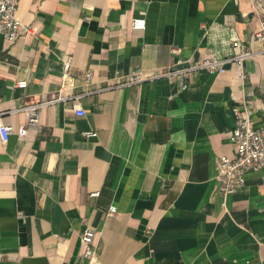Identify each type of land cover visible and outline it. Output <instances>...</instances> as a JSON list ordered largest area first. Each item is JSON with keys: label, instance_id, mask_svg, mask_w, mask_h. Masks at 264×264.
Returning <instances> with one entry per match:
<instances>
[{"label": "crops", "instance_id": "obj_1", "mask_svg": "<svg viewBox=\"0 0 264 264\" xmlns=\"http://www.w3.org/2000/svg\"><path fill=\"white\" fill-rule=\"evenodd\" d=\"M16 15L35 29L0 35V264H90L86 227L98 264H264V169L228 196L217 180L233 107L264 126V53L167 74L234 54L259 27L252 0H19ZM136 71L147 78L120 84Z\"/></svg>", "mask_w": 264, "mask_h": 264}, {"label": "built area", "instance_id": "obj_2", "mask_svg": "<svg viewBox=\"0 0 264 264\" xmlns=\"http://www.w3.org/2000/svg\"><path fill=\"white\" fill-rule=\"evenodd\" d=\"M259 16V27L247 41H232V46L237 50L234 54L227 57H219L209 55L202 60L189 63L182 66L183 59L177 60V65L181 66L171 69L167 74H182L188 76L199 71H206L211 74H223L227 71L228 65L236 67L242 71L244 63L247 59L255 55L264 53V0H252ZM19 0H0V35L10 42H14L21 35L34 31V27L23 23L16 15ZM133 27L136 29H144L146 27V19L144 17H136L133 19ZM171 53L179 54L180 47L172 46ZM73 58L68 56L64 62L66 78L72 65ZM92 73L87 76L91 77ZM147 77L143 76L140 71H136L130 77L120 84H130L142 82ZM119 84V83H118ZM117 84V85H118ZM18 87H26L27 81L21 80L16 83ZM44 103L24 107L27 111L28 119L25 125H22L17 133L20 136L27 135L31 128H39L40 111ZM78 115H85L86 111L80 106L76 107ZM234 126L230 135V141L234 145L233 154H221L217 158V180L219 190L224 196L235 193L246 182V175L249 172L261 171L264 169V126H254L251 112L244 104H237L233 107ZM13 132L12 126L5 125L1 129L4 140L8 139ZM87 136H92L94 132H86ZM96 194V193H94ZM225 205V203H224ZM117 213L115 205L109 208V215L113 216ZM99 230L94 227H86L82 232V242L84 244V256L90 264H98L97 253V236Z\"/></svg>", "mask_w": 264, "mask_h": 264}]
</instances>
